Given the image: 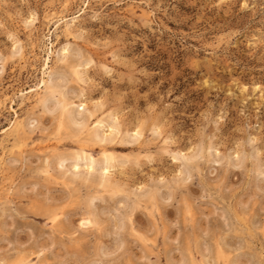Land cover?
Here are the masks:
<instances>
[{"label": "rangeland", "instance_id": "374dc122", "mask_svg": "<svg viewBox=\"0 0 264 264\" xmlns=\"http://www.w3.org/2000/svg\"><path fill=\"white\" fill-rule=\"evenodd\" d=\"M0 264H264V0H0Z\"/></svg>", "mask_w": 264, "mask_h": 264}, {"label": "bare ground", "instance_id": "6f19581e", "mask_svg": "<svg viewBox=\"0 0 264 264\" xmlns=\"http://www.w3.org/2000/svg\"><path fill=\"white\" fill-rule=\"evenodd\" d=\"M69 21H71V20H69ZM56 25V24H55ZM56 30V29H55ZM54 30V31H55ZM56 54V53H55ZM66 55H67V53H66ZM59 56V55H58ZM72 56V55H71ZM79 57V56H78ZM74 58V57H73ZM62 60V59H61ZM61 63H63V62H61ZM61 66V65H60ZM82 68V67H81ZM52 79V78H51ZM61 80V79H60ZM60 82V81H59ZM76 95V94H75ZM82 103V102H81ZM68 126V125H67ZM101 126V125H100ZM103 126V125H102ZM99 129V128H98ZM100 130V129H99ZM96 131V130H95ZM101 135V134H100ZM106 135V134H105ZM12 137V136H11ZM104 137V136H103ZM108 137V136H107ZM18 140V139H17ZM104 162H106L105 160H104ZM96 163V162H95ZM96 169V168H95ZM102 169V168H101ZM101 171V170H100ZM88 222V221H87ZM231 263V262H230Z\"/></svg>", "mask_w": 264, "mask_h": 264}]
</instances>
